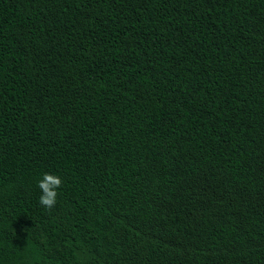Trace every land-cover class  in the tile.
I'll return each mask as SVG.
<instances>
[{
  "label": "trees",
  "instance_id": "obj_1",
  "mask_svg": "<svg viewBox=\"0 0 264 264\" xmlns=\"http://www.w3.org/2000/svg\"><path fill=\"white\" fill-rule=\"evenodd\" d=\"M0 264H264V0H0Z\"/></svg>",
  "mask_w": 264,
  "mask_h": 264
},
{
  "label": "clouds",
  "instance_id": "obj_2",
  "mask_svg": "<svg viewBox=\"0 0 264 264\" xmlns=\"http://www.w3.org/2000/svg\"><path fill=\"white\" fill-rule=\"evenodd\" d=\"M63 181L55 174L45 173L41 180L38 181V187L41 191L39 203L45 209L51 210L57 203L58 189Z\"/></svg>",
  "mask_w": 264,
  "mask_h": 264
}]
</instances>
